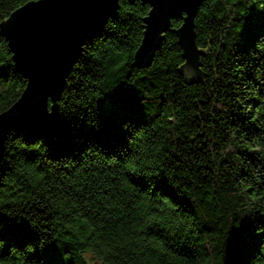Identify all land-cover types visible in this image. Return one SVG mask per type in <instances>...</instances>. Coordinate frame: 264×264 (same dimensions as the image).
<instances>
[{"label":"trees","instance_id":"obj_1","mask_svg":"<svg viewBox=\"0 0 264 264\" xmlns=\"http://www.w3.org/2000/svg\"><path fill=\"white\" fill-rule=\"evenodd\" d=\"M148 7L119 0L86 38L51 129L7 132L0 264H264V0H202L204 83L178 73L170 28L131 61ZM11 60L0 41V111L26 83Z\"/></svg>","mask_w":264,"mask_h":264},{"label":"water","instance_id":"obj_2","mask_svg":"<svg viewBox=\"0 0 264 264\" xmlns=\"http://www.w3.org/2000/svg\"><path fill=\"white\" fill-rule=\"evenodd\" d=\"M118 1L38 0L32 3L33 0H24L0 16V22H3L0 33L8 42L14 61L12 65L26 79L20 96L0 111V160L8 131L19 129L32 136L57 123L58 101L82 45L94 30L115 15ZM142 1L149 7L145 14L139 15L142 36L131 61L149 64L162 42L163 32L170 28L177 33L183 56L176 66L178 73L187 81L194 79L204 83L198 54L208 55L212 31L204 45L196 46L193 30L202 0ZM174 17H180L182 21L171 26L170 20ZM49 99L52 101H49L52 103L50 113L47 110Z\"/></svg>","mask_w":264,"mask_h":264},{"label":"clouds","instance_id":"obj_3","mask_svg":"<svg viewBox=\"0 0 264 264\" xmlns=\"http://www.w3.org/2000/svg\"><path fill=\"white\" fill-rule=\"evenodd\" d=\"M36 2H38V0H33V2L32 3H36ZM152 11V9H151V7L149 8V13ZM149 15V14H148ZM148 15L146 16V17H148ZM109 21V20H108ZM108 21L106 22V24H105V29H106V26H107V23H108ZM0 23H3V22H0ZM101 38V37H100ZM98 38H96V39H94L93 41H92V44L91 45H89V44H85V45H82V48H83V51H82V56H84L86 59H87V57L84 55V51H85V49L86 48H91L93 45H94V43H95V41L97 40ZM0 41H3V43L7 46V48H8V42L6 41V39L4 38V37H2V36H0ZM77 62H79V61H77ZM76 62V63H77ZM75 63V64H76ZM9 64H14V61L13 60H11V62L10 63H8V62H6L4 65H9ZM3 65V66H4ZM74 66V65H73ZM11 75V74H10ZM9 75V76H10ZM27 84H28V81H27ZM49 101H51V99H49L48 101H47V110H48V112L50 113L51 112V108H52V103H49ZM52 102V101H51ZM5 113V112H4ZM3 113V114H4ZM125 125V124H124ZM124 125H122V128H124ZM19 138V137H18ZM21 139V138H20ZM10 218V217H9ZM249 218H251V217H249ZM261 229H264V228H257L256 229V233L257 234H259V233H261L262 231H260ZM0 244H2L3 245V248H4V246H5V241H3V240H0ZM262 244H264V239H262L261 240V243H260V246L262 245ZM259 246V247H260ZM13 247H15L14 245H9V249L10 248H13ZM33 248L34 249V251L36 250V248H43V246H41V245H39L38 243H36V244H33V243H28V244H26L25 246H24V248L23 249H25V248ZM3 248H2V250H3ZM16 248V247H15ZM23 249H19V250H21V251H23ZM34 251H32L31 253H33ZM29 253H26V255H28ZM257 255H258V253H256L255 255H254V257H253V259L250 261V264H254V258L255 257H257Z\"/></svg>","mask_w":264,"mask_h":264}]
</instances>
